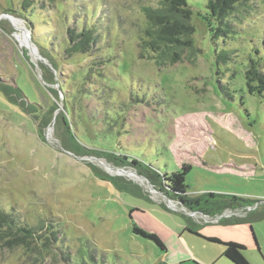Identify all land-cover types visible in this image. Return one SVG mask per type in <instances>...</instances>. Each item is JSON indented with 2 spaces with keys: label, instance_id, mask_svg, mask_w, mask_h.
Wrapping results in <instances>:
<instances>
[{
  "label": "rangeland",
  "instance_id": "obj_1",
  "mask_svg": "<svg viewBox=\"0 0 264 264\" xmlns=\"http://www.w3.org/2000/svg\"><path fill=\"white\" fill-rule=\"evenodd\" d=\"M207 1L189 3L206 14ZM158 2L0 0V83L17 92L13 105L0 91V210L56 234L51 247L54 235L43 230L50 248L1 239L0 264H208L220 247L202 232L241 236L243 223L201 227L211 215L168 197L138 169L164 175L186 164L189 197L210 211L234 195L258 201L228 209L254 210L248 215L264 231L256 219L264 209V90L251 93L246 79L251 59L264 73V0L241 7L229 37L213 40L197 14L202 52L162 67L139 47L143 8ZM84 23L100 27L96 50L67 52L68 29ZM20 30L33 46L21 43ZM64 118L88 155L65 150ZM135 225L157 234L167 252Z\"/></svg>",
  "mask_w": 264,
  "mask_h": 264
},
{
  "label": "trees",
  "instance_id": "obj_2",
  "mask_svg": "<svg viewBox=\"0 0 264 264\" xmlns=\"http://www.w3.org/2000/svg\"><path fill=\"white\" fill-rule=\"evenodd\" d=\"M248 1L250 0H208L206 5L208 12L206 14L202 12L196 13L193 6L189 3V0H159L157 5L144 7L143 10L147 17V26L139 39L141 56L154 60L159 67L173 65L182 61L186 56L195 57L202 52L196 43L195 16L197 14L199 16L201 15V17H204L208 21V25L212 28L213 40L220 36L229 37L230 34L235 32L236 27L235 23L231 22L233 21L232 18L237 16V13L241 11V7L246 6ZM212 22H215V27H212ZM98 29H100L99 26L86 23H84L82 27L77 28L74 26L69 28L67 32L69 43L66 47V51L74 54H89L95 51L96 49L94 50L93 47H95L99 41ZM260 60H262V58H260ZM246 79L251 93H255L256 91L262 92L264 90V73L260 69L259 61L254 59L250 60L246 70ZM17 89L22 91L20 87H17ZM0 91L7 97L10 103L17 105L15 97L12 96L17 92L13 91V88L5 87L0 83ZM63 123L66 126L64 132L67 135L64 148L76 152L79 155H88L85 152L86 149L84 145L74 136V132L71 130L65 118L63 119ZM91 152L97 155L98 158H109L107 152L100 153L97 150ZM114 157V160L119 161L122 165H129L126 164V159H128L127 156L123 157V159L120 156ZM132 162L133 164L138 163L135 159ZM189 169L190 166L184 164L182 169L174 171L171 174L165 173L164 175L154 169L138 170L148 174L152 180L154 179L153 181L157 182L159 189L167 194L168 197L179 200L188 209L200 211L211 216L219 215L228 208L236 209L253 206L258 203V201L247 200L234 195L224 202H215V209H212L215 211H210L208 208L202 207L201 198L188 196L185 180ZM94 172L102 180L118 182L119 185H123L125 188H137V186L127 184L118 178L108 176L97 170ZM259 215L260 218L257 217L256 219L264 218V209ZM254 220L255 219L250 216L244 218L233 217L226 219V222L241 223L252 222ZM44 225L45 224L39 226L22 223L17 218H14L12 214L0 210V240L9 238V241L21 244H30L39 240L44 247L50 248L48 245L50 237L46 235V233H43V230L47 229L54 235L51 244V247H53L56 234L48 226H45L46 228L44 229ZM133 230L135 233L155 241L162 251L166 250L165 243L157 234L147 233L137 225L134 226ZM209 239L211 241L220 242L217 238ZM224 245V255L233 263L252 264L244 254V245L231 241L224 242Z\"/></svg>",
  "mask_w": 264,
  "mask_h": 264
},
{
  "label": "crops",
  "instance_id": "obj_3",
  "mask_svg": "<svg viewBox=\"0 0 264 264\" xmlns=\"http://www.w3.org/2000/svg\"><path fill=\"white\" fill-rule=\"evenodd\" d=\"M236 209H239V208H236ZM241 209H245V207H241ZM257 210H260V209L258 208ZM251 211H254V210H251ZM251 211H248V212H251ZM248 212L243 211L240 214H236L234 216H228V217L224 216V218H221L220 221H211V220L205 219L206 221H204L203 224H201L202 225L201 227L206 226L208 224H212V223L220 225V226L224 225L225 227H232L234 224H237V223L226 222V219L233 218V217H239V218L248 217L250 216L248 215ZM242 223L244 224V226L239 228V231L241 233L240 237L233 236V237L223 238L221 235H219L220 232L218 233H203L202 232V234L206 237V240L208 242L216 244L220 247V256L218 257L217 261H212V263L210 262L208 264H220V263L235 264L224 255V251H225L224 242H230V241L236 242V243H239L245 246L244 254L252 264H255L254 262L258 263V261H260V263H264V231L257 227V224L255 221L241 222L239 224H242ZM190 225L192 228L193 227L197 228L199 224H197V222H192V224ZM189 227H186V228L189 229ZM209 238H217L220 240V242L211 241ZM166 252H167V247H166V250L162 251V253H166ZM254 255L257 257L256 259L258 261H256V259H253L255 257Z\"/></svg>",
  "mask_w": 264,
  "mask_h": 264
},
{
  "label": "bare ground",
  "instance_id": "obj_4",
  "mask_svg": "<svg viewBox=\"0 0 264 264\" xmlns=\"http://www.w3.org/2000/svg\"><path fill=\"white\" fill-rule=\"evenodd\" d=\"M8 18H11V16H8ZM16 22L20 25V27L23 29V26H22V22H20L19 20H16ZM24 30V29H23ZM17 35H18V38H19V40L21 41V43L22 44H27L28 46H29V44L30 43H28V40L26 39V37H25V34H24V31L22 32V30H20V32H18L17 33ZM30 46H33V45H31L30 44ZM29 46V47H30ZM32 48H34V47H31V49ZM34 50L37 52V50L34 48ZM33 49H32V52H33V55L35 56V58H38L39 59V57H38V52L36 53L35 51H34ZM133 172V171H132ZM140 176V175H139ZM240 209V208H239ZM236 210V209H235ZM238 210V209H237ZM223 214V215H222ZM222 214H220L219 215V217H217V218H213V217H210V216H208V218H207V220H211V221H220V219L223 217V216H233V215H236V214H240V212H234L233 210H229L228 209V211L227 210H225Z\"/></svg>",
  "mask_w": 264,
  "mask_h": 264
},
{
  "label": "water",
  "instance_id": "obj_5",
  "mask_svg": "<svg viewBox=\"0 0 264 264\" xmlns=\"http://www.w3.org/2000/svg\"><path fill=\"white\" fill-rule=\"evenodd\" d=\"M8 17V16H7ZM51 68V67H50ZM55 68V67H54ZM67 152H70V151H68L67 149H65ZM71 153V152H70ZM257 204H259V203H256L255 205H253V206H248V207H245V208H254V206H257ZM191 210V209H190ZM191 211H193V210H191ZM216 216V215H215Z\"/></svg>",
  "mask_w": 264,
  "mask_h": 264
}]
</instances>
